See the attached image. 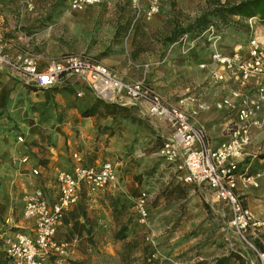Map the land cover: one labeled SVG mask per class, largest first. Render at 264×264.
Wrapping results in <instances>:
<instances>
[{"label": "rangeland", "instance_id": "374dc122", "mask_svg": "<svg viewBox=\"0 0 264 264\" xmlns=\"http://www.w3.org/2000/svg\"><path fill=\"white\" fill-rule=\"evenodd\" d=\"M21 1L25 5L24 11L26 12L24 13L29 12L27 15L32 23H38L37 26L29 27L36 30L38 36L34 43L29 45L32 48L30 50L27 48L24 55L38 57L41 59V67H43L48 61L63 55L84 54L93 57L112 70L113 62L120 57L126 60L127 54L131 53V49L135 57L139 56L138 52L141 49L158 50L162 43L161 35L169 27L168 24L172 20L173 11H180L179 18L184 21L186 18H193L201 7L206 4L205 0H158V11L156 13L149 16L143 14L133 23L135 16L134 0H100L96 4L78 9L71 7V0H51L52 3H50V0ZM45 2H49L51 6L44 7ZM138 2L142 9H146L149 4V0H138ZM230 19L231 21L225 24L214 18L212 23L209 24L213 25L214 33L212 34L205 32L209 26L207 25L202 32L183 34L179 38L183 48H199L197 52L201 56L203 55L202 58L205 59L198 63L199 66L204 63L203 68L195 65L197 68L190 67V73H193V71L199 73L200 69L207 70L212 65L215 67V64L211 63L210 60L214 50L225 55L238 53L240 56H245L248 44L252 39H256L264 47V21H261L258 16L241 19L238 23L236 20L240 19L239 17L233 16ZM212 36H216L215 40H208V37ZM213 69H216V67ZM116 73L124 79L118 72ZM196 77V75H188V77L180 75L178 78L181 80L177 81L182 85L183 90L197 89L203 85L222 87L220 91H229L223 97L225 98L230 96L231 90L237 89L243 97L248 99L255 97L256 88L259 84H264V77L252 79L244 84L235 78L214 83L211 73L203 82L200 80L202 83H199ZM18 78L25 85H30L20 77ZM141 79L150 86V80L144 73H140L134 81ZM67 83L78 82H73V79L62 78L54 88H50L51 90L46 96V99L53 105L52 110L54 108L56 114L55 121L60 123L66 122L68 116L73 115L70 112L71 110L74 111L75 109L80 114L83 107L89 106L95 100V96L88 89L78 90L83 92L81 96L73 91L66 90ZM82 88L84 87L82 86ZM123 102L133 103L128 98H124ZM198 103L205 105L203 99L197 101L196 104ZM138 110L131 108L127 114L130 120L138 122V126L141 128V131L137 132V137L141 141L139 142L140 152L119 154L118 151H104L101 149V160H110L115 164L121 182L124 179L121 176L124 169L132 172L133 182L142 188V191H146L144 201L148 218L142 222L139 221L135 211L136 201L133 202L125 196H122L114 205V200L111 197H117L116 195L119 192L112 195L111 191L104 190L103 192L89 194L83 188V200L71 211L74 213L79 212V214L84 212L85 217L80 216L78 222L72 220L70 225H67V228L63 227L57 235V238L71 240V242L76 239L74 248L79 249L81 255L80 258H76L73 253L71 255L72 260L98 264L120 262L121 252L127 248L129 253L125 258V264H144L140 258V251L143 249H145V253L149 258L147 264H264V261H261L254 249L241 241L233 232L229 224V213L226 206L222 203L212 202V191L209 187L187 184L183 186L184 188L172 186L163 188L164 190L160 188L158 192L155 190L156 183L163 186L164 181L170 178L172 172L169 171L171 168L174 169L175 175L177 174L176 167L158 154L165 138L156 135L153 128L156 127L155 121L164 125L166 123L157 117L150 116L147 109L145 110V106L142 107V112H138ZM50 113L49 109L43 110L41 120L45 115L47 116L44 119L47 120ZM8 117L5 109L0 111V134L11 133L14 137V143H21L23 149L31 152V148H34L37 149L34 152L39 153L41 148L54 146V142L46 133L48 128L38 127V125H35V129L39 128L41 140L33 139L25 142L19 126L7 121ZM258 118L264 120V106L259 111ZM127 125V132L132 134L133 123ZM255 129H264V122L253 128L252 132ZM71 130L75 134L73 140L77 139L78 134L75 129ZM63 136L64 138L61 141L65 146L66 160L71 162L73 151H84V144H80L77 140V144L74 146L72 145L73 141L68 142V135ZM136 142L138 141L136 140ZM259 144L264 146V142L253 144L255 148L250 154L254 155L255 159H264V157H261V155H264V150H261V148L256 149ZM249 145H251V141ZM90 155L87 152L83 153V159L88 164H92L94 160V157L92 158ZM40 164L41 160L37 161V165ZM166 173H168V176H166ZM185 186L189 188L190 195L188 194L187 201L179 202L178 197L183 193L185 194ZM105 192L107 194L103 195ZM100 196L102 197L100 198ZM148 196L150 200L147 199ZM122 205L123 207H121ZM69 213L70 211L67 213L68 217ZM110 214L113 215V222L116 226L113 234L126 223L127 238L123 242L114 239L120 247L118 250L109 247L111 250L107 252L102 247L107 243L105 238L107 228L104 227H107V223L112 224L107 221V216L109 217ZM254 216L256 217L255 214ZM70 229L74 231L77 237L69 233ZM247 237L259 252L264 253V250H261V248H264V227L249 228ZM126 241H129V243L131 241L135 246H124ZM115 251L116 255H113ZM151 253H154L155 256L150 257ZM218 259L222 260L218 261Z\"/></svg>", "mask_w": 264, "mask_h": 264}, {"label": "built area", "instance_id": "2783aa9c", "mask_svg": "<svg viewBox=\"0 0 264 264\" xmlns=\"http://www.w3.org/2000/svg\"><path fill=\"white\" fill-rule=\"evenodd\" d=\"M98 2L100 0H71V7L78 9ZM134 9L133 23L143 14L156 13L158 0H149L146 9L134 0ZM205 32L214 33L213 25H209ZM215 38L208 37V40ZM210 60L216 65L211 73L214 83L235 78L244 84L264 77V47L256 39L249 42L245 56L238 53L225 55L214 50ZM204 66V63L200 65ZM0 70L15 74L25 83L39 88L52 87L62 78L73 79V82L84 84L96 98L107 102L123 104L124 98L133 102L145 101L148 114L161 119L169 127V135L162 142L158 154L176 167V179L209 187L212 202L226 206L233 232L264 261V253L259 252L247 237L249 228L264 227V219L254 216L243 203L241 194L249 188H257L258 177L238 170L239 160L250 144L252 129L264 122L258 118L264 106V84L257 86L254 98L243 97L239 90L233 89L230 96L215 102L218 109H234L237 118L230 128L229 138L213 147L203 127L193 123L190 117L204 110V104L198 103L197 109L188 114L179 104L165 102L143 79L125 80L91 56L67 54L39 68L38 57H9L0 42ZM82 93L77 91L78 96ZM71 160L68 169L56 173L57 195L54 200L41 187L34 188L24 197L22 216L31 223V227L28 231L15 230L4 239L7 264H70L74 244L57 238L65 212L79 202L83 188L89 194L104 190L122 192V183L112 161L85 165L78 152L72 153ZM33 174L38 175V169H33ZM135 211L139 221L148 218L143 196L136 201Z\"/></svg>", "mask_w": 264, "mask_h": 264}, {"label": "crops", "instance_id": "0c3cea01", "mask_svg": "<svg viewBox=\"0 0 264 264\" xmlns=\"http://www.w3.org/2000/svg\"><path fill=\"white\" fill-rule=\"evenodd\" d=\"M50 3H52L51 0ZM50 3L47 2L43 6H51ZM24 10L25 5L21 0H0V42L3 44L4 53L12 58L26 54L27 48L28 50L32 48L29 45H32L38 36L36 30L30 29L33 26H37L38 23L33 24L27 15L29 12L25 14L24 12L26 11ZM197 51H199V48H183L179 40L171 44L161 43L158 50L141 49L138 52L139 56L136 57L131 49V53L127 54V59L118 58L113 62L112 68L128 81H134L140 73L146 74L148 80H150V86L166 102L179 104L188 114L196 108L197 101L203 99L206 109L198 111L196 115H191L190 117L193 123L204 128L208 142L214 147L229 138L230 128L235 122L237 115L236 111L230 107H224L220 110L214 105L215 101H219L227 95L228 90L220 91L222 87H208L203 84L202 87L197 89L183 90L182 85L178 83L181 80L178 78L180 75L183 77L196 75L197 81L202 83L214 71L213 68L216 65L215 67L212 65L211 68L209 66L207 70L200 69L199 73L197 71L190 73V67L197 68L195 65L203 68L198 63L205 59ZM38 64L39 68L44 67H41V59L39 58ZM50 90L49 88L41 89L36 86L34 88V85H25L20 82L16 75L6 70H0V111L5 109V113L9 116L6 120L19 126L25 142L33 139L41 140L39 128L36 130L35 125L48 128L46 133L49 134L54 142V146L41 148L39 153L37 151L34 152V150H37L34 148H31L30 152L23 149L21 143H14V137L11 133L0 134V264H7L4 239L12 235L15 230H30L31 223L22 216L24 197L36 187L43 188L51 200H54L57 195L56 173L59 170L68 169L72 163V160L71 162L66 160L65 146H63L61 141L64 138L63 135H68V142L73 141L72 145L74 146L77 144V140L80 144H84V151H78V153L85 165L100 163L102 161V150L118 151L119 154L140 152L141 150L139 143L141 141L137 137V132L141 131V128L138 126V122L131 121L128 117L118 116L113 118L100 115L83 117L74 109V111H70L73 115L68 116L66 122L55 121L56 114L54 108L52 110L53 105L46 99ZM122 105H125L128 109L138 110L139 108L138 112H142L143 106H145V110L147 109V103L142 100L137 101V103L127 102ZM48 109L51 113L48 115L47 120L44 119L47 115L41 120V112ZM129 123L134 125L132 134L127 132L126 129ZM155 124L156 127L153 128L155 134L166 138L170 132L167 124L164 125L157 121H155ZM73 128L78 134L77 139L74 140L73 136L75 134L71 130ZM257 142H264V129H255L252 132L251 145L246 148L244 157L239 160L238 170L241 173L245 172L258 177L259 188H249L241 194L244 204L252 210L256 218L258 217L257 219H262L264 218V159H255V156L250 154L255 148L253 144H257ZM260 148L264 150L262 144L256 147V149ZM85 152L91 154L92 158L94 157L92 164H88L83 159V153ZM39 160H41V164L37 165ZM33 169H38L39 174L34 175ZM169 172H172L170 173V178L164 181L163 186H160V183L155 184L157 192L160 191V188L162 190L172 186L184 188L183 186L187 185L176 180L173 168ZM166 174L168 176V173ZM131 175L132 172L128 169H124L121 175L124 178L121 182L123 197L129 198L133 202L137 201L140 196L145 199L146 191H142V188L133 182ZM185 190V194L183 193L178 197L179 202L187 201L190 195L189 188L185 186ZM110 193L112 195L116 194L112 191ZM147 199L150 200V197L148 196ZM76 205L70 207L66 212L73 210ZM107 221L112 224L107 223V227H104L107 228V231H105L107 243L102 248L108 252L111 250L109 247L118 250L120 245L114 240L113 232H115L116 226L113 222L112 214L109 217L107 216ZM67 225H70V223L63 224L61 222L57 235L63 227L67 228ZM73 234L74 237H77L75 233ZM75 241L76 239L72 240L74 245ZM73 253L76 258H80L81 252L79 249L74 248ZM114 254L116 255V251ZM105 264L121 263L115 261Z\"/></svg>", "mask_w": 264, "mask_h": 264}, {"label": "trees", "instance_id": "16d2710c", "mask_svg": "<svg viewBox=\"0 0 264 264\" xmlns=\"http://www.w3.org/2000/svg\"><path fill=\"white\" fill-rule=\"evenodd\" d=\"M205 3H206L205 6L201 7L200 11H198L193 18H186L184 19V21H182L179 18V14L181 13L180 11H173L172 20L168 24L169 27H167L166 31L161 35L162 43L171 44L173 42L178 41L183 34L202 32L207 27V25L212 23V20L214 18L221 20L225 24L230 22L231 21L230 18L233 16H237L240 18L236 20L237 23L240 22L241 19L243 20L254 16H258L261 21H264V0H224V1L205 0ZM54 86L48 88L49 89L54 88ZM82 86L84 88H82ZM48 88H41V89H48ZM65 89L70 92L73 91L77 93L78 90L80 89L85 90L87 88H85L83 84L81 83L79 84L78 82V83H67V87H65ZM128 111L129 109L125 105L115 102H107L95 97L94 102H92L89 106L83 107L80 110V114L83 117L100 115V116H111L113 118L118 116L129 118L127 114ZM261 157H264V155H261ZM195 186H200V185H195ZM105 194L107 193L106 192L103 193V195ZM116 196L117 197H111L114 200L113 201L114 205H116V202L122 198L123 194L118 193ZM82 200H83V195L81 193V197L77 205L80 204ZM121 207H123V205ZM68 212H65L63 216L62 219L63 224H69L71 223L72 220L78 222V218L80 216L83 218L85 217L84 212H80L79 214V212L74 213L71 210L68 217L67 215ZM126 226L127 224L125 223L118 229V231L114 234V239L122 242L125 241V239L127 238ZM69 233L71 235H74L73 234L74 231L71 229L69 230ZM66 241L71 242V240H66ZM124 246L133 247L135 245H133L131 241L130 243L129 241H126L124 243ZM261 250H264V248H261ZM145 252H146L145 249L140 251V256H141L140 258L142 259L144 264H147L146 262L148 261L149 258ZM128 253L129 252L127 248L123 249V252H121V259H120L121 264H125V258H127L126 256ZM151 255L152 253L150 254V257H152ZM221 260L222 259H218V261ZM70 264H97V263L72 260Z\"/></svg>", "mask_w": 264, "mask_h": 264}]
</instances>
